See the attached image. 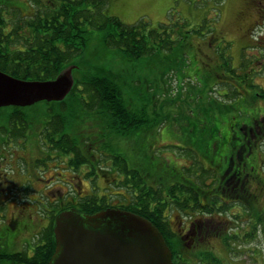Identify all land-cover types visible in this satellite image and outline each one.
Returning a JSON list of instances; mask_svg holds the SVG:
<instances>
[{
	"label": "rangeland",
	"instance_id": "1",
	"mask_svg": "<svg viewBox=\"0 0 264 264\" xmlns=\"http://www.w3.org/2000/svg\"><path fill=\"white\" fill-rule=\"evenodd\" d=\"M52 1L56 5L61 2L0 0V3L5 4L3 14L10 18L12 7H21L27 14L51 6ZM105 12L128 25L140 23L145 34L157 29L161 33L173 34V39H178L180 33L182 35L171 47L160 46V37L155 43L150 38L158 50L139 60H131L118 47L104 43V30L90 26L88 44L72 62L85 65L75 70V77H80L82 72L95 73L105 68L116 72L121 81L132 86L139 81L151 83L158 99L159 117L165 118L158 131L143 134L139 140L116 136L111 144L132 168L142 172L148 183L155 184L161 178L163 183L170 184L174 180L182 181L188 174L199 185L201 182L212 185L214 175L223 173L233 158L228 136L234 130L241 134L243 124L253 121L261 113L258 106H264V103L260 105L261 100L257 101V94L253 99L246 98L247 91L253 96L257 91L264 93V0H108ZM246 78L255 86H249ZM224 82L229 83L228 87ZM147 89V86H141L143 94ZM126 92V97H138L134 92ZM230 92L232 94L228 97ZM216 103L224 106L220 120L215 117ZM149 108L152 112L153 105ZM10 110L0 109V132L4 131L6 114ZM94 116L88 110L85 112L82 127L86 131L83 129L82 134L77 131L78 136L90 138L88 129L90 122L96 119ZM32 131L40 132L39 125H32L26 141L21 134L18 137L10 134L14 146L2 143L6 157L0 155V248L29 254L33 253L43 228L50 223L51 213L46 208L53 209L55 201L61 198L67 204L74 196L93 193L97 189L100 195L108 196L109 192L128 194L125 188H115L110 183L121 176L113 163L111 168L117 171H111L108 180L102 176L99 165H96L98 177L95 180L94 177L87 178V166L77 172L63 169L65 164L51 160L46 168L39 167L38 158L49 161L48 150L45 147L38 149L39 139L29 137L30 133L34 135ZM93 131L101 137L103 129ZM106 151L114 153L110 149ZM234 159L239 166V158L235 156ZM244 162L246 168L249 165L255 168L253 171L248 169L253 176L264 179V140L260 149L256 148L254 154L244 158ZM104 167L107 166L102 165ZM203 167L209 173L203 174ZM78 175L83 183L77 189L80 185ZM108 186L110 189L105 190ZM255 187L252 186V191L257 194L255 204H260L258 208L262 211L263 221L256 235L247 239L237 237L231 240L230 247L225 239L213 242L215 250L228 255L231 264H264V182H255ZM109 200L116 205L126 203L117 195H109ZM229 207L225 214L235 224L230 222L222 228L224 238L229 228L238 225V229H231L230 235H235L236 230L243 233L250 228V222H255L246 221L243 211L242 217H238L237 206ZM241 207L243 210L245 206ZM245 211L249 218L257 216L249 214L247 209ZM174 223H177L176 219L173 222L175 228ZM254 249H257L256 255Z\"/></svg>",
	"mask_w": 264,
	"mask_h": 264
},
{
	"label": "trees",
	"instance_id": "2",
	"mask_svg": "<svg viewBox=\"0 0 264 264\" xmlns=\"http://www.w3.org/2000/svg\"><path fill=\"white\" fill-rule=\"evenodd\" d=\"M51 3V6L46 5L27 14H24L21 7H12L13 13L10 18H6V15L3 14L2 8L5 4L0 3V44L4 42L29 44L27 51H12L16 55L14 60H21L22 65L12 67L5 66V63L0 62V69L23 79H52L63 68L74 62V59L85 49L92 31L90 26L104 30V43L118 47L123 55L131 60H139L145 55L154 54L158 47L152 45L151 42L154 40L155 43V40L159 37L161 38L159 44L163 47L166 45L171 47L182 38L181 33L178 39H173V34L166 31L161 33L157 29H151L149 33L145 34L140 23L128 25L117 17L108 16L105 12L108 0H61L57 5L55 1ZM16 16L18 17L14 21ZM161 26L163 25L161 24ZM5 28H10L7 34ZM150 38H152L151 42ZM0 52H2L1 48ZM82 67H85L84 63L79 64L75 70L82 69ZM166 74L164 72V75ZM245 81H248V78ZM224 84L226 87L229 85L228 82H224ZM248 84L252 87L255 86L249 81ZM144 85L149 89L143 94L141 86ZM126 91L134 92L138 97L131 98L130 95L126 97ZM230 94L232 93L230 92L228 97ZM255 95L253 98L256 97ZM156 96L155 88L151 83L139 81L132 86L125 81H121L116 72L104 68L102 71L95 73L82 72L80 77H75V84L64 100L41 101L24 107L9 106L0 108L11 109L6 114L4 131L0 133V139L4 140H2L3 144L12 141V137L9 135L13 133L16 137L21 134L26 141L32 125L37 124L40 127V132L32 131L34 135L30 133L29 137L36 136L39 139L38 149L45 147L48 150L47 157L49 158V161L38 158L37 164L39 167L46 168L51 160L65 164L64 168L67 169L78 170L81 166L86 165L87 178L90 176L89 178L94 177L93 180H95L98 177L96 165H99L102 176L108 180L110 172L117 171L111 168V163H113L118 168L121 176L118 178L116 175L117 178L110 183L115 188H125L128 192V194L123 192L112 194L109 192V195H117L126 200V203L119 205L112 204L109 195H100L98 189L93 193L74 196L73 200L68 201L67 204H64L60 198L55 201L53 209L46 208L51 213L50 223L43 228L38 236L39 240H36L34 252L29 254L26 251H9L0 248V263L48 264L56 247L55 218L63 210L77 206L79 211L88 214H93L108 207H120L148 218L157 225L165 236L173 252V264H176L177 252L182 250L183 245L180 246V241L170 238L174 232L165 222V212L169 207L176 206L178 209L190 202L186 199L183 201L176 199L179 197L178 193H182L183 189H186L195 197L197 191H192V187H195L198 191H204L205 195L208 196L209 193L205 189L211 187V185L203 182L199 185L187 173L186 178L181 182L174 180L170 184H165L159 178L155 184L148 183L141 174L142 172L132 168L125 157L118 153L111 144L113 137L116 136L127 140H133L134 137L139 140L143 134L159 130L165 122V118L159 117L160 114L156 109L158 101ZM149 105H153L152 112ZM216 108L217 114L215 117L220 120L224 106L216 103ZM87 110L94 114L96 118L94 122H90L91 125L89 124L91 127L88 129L91 133L90 138L81 135L83 129L86 131L82 124ZM242 127V130H245L244 124ZM92 129L97 131L103 129L101 137L96 136L98 133ZM77 131L81 133L80 136H78ZM228 138L232 145L233 158L230 164L233 166L237 163L234 159L235 156L240 161H244V158L255 153L256 148L257 150L260 149L261 141L264 140V132L262 137L256 135V132L253 131V136L248 138L246 144L243 132L239 134L234 130ZM22 146H24V143ZM106 149L113 150L114 153L109 154ZM50 153L51 155H49ZM255 158H257L256 155ZM255 160L258 162L257 159ZM102 165L107 167L102 168ZM230 167L229 165L225 171H228ZM159 168H161V164ZM248 169L253 171L255 168L250 165L247 168L248 182L246 186L242 189L237 187L228 190L229 194L237 195L235 196L238 197L237 200L215 207L217 211L227 213L230 209L229 206L237 202L242 204L243 207L245 206L244 208L251 215L262 212L255 206L257 194L252 191V186L256 188L255 182L263 183L264 179H259L257 175L253 176V173ZM202 172L203 174L209 173V170L203 167ZM214 177L217 176L214 175ZM253 179L257 181H252ZM183 183H189L190 187ZM229 186H233V184ZM109 189L108 186L105 190ZM166 189L171 195H167ZM167 196L170 198L168 201L166 200ZM195 201L198 204L197 208L203 207L204 211L206 210L205 212L213 209L209 204L202 206L196 198ZM214 202L218 204L219 198H215ZM207 203H209L208 200ZM259 221L263 222L260 214L258 215ZM237 237L239 236L226 234L224 239L230 247L231 240ZM247 237H251V234H248ZM208 256H204L206 264Z\"/></svg>",
	"mask_w": 264,
	"mask_h": 264
},
{
	"label": "water",
	"instance_id": "3",
	"mask_svg": "<svg viewBox=\"0 0 264 264\" xmlns=\"http://www.w3.org/2000/svg\"><path fill=\"white\" fill-rule=\"evenodd\" d=\"M76 64L52 79H23L0 69V108L61 101L71 92ZM55 251L48 264H173L172 251L149 219L121 208L93 214L76 208L55 219Z\"/></svg>",
	"mask_w": 264,
	"mask_h": 264
},
{
	"label": "flooded vegetation",
	"instance_id": "4",
	"mask_svg": "<svg viewBox=\"0 0 264 264\" xmlns=\"http://www.w3.org/2000/svg\"><path fill=\"white\" fill-rule=\"evenodd\" d=\"M261 2V1H260ZM6 34L7 31H10V28H5ZM29 44L26 43H1L0 48L2 49V52H0V62L3 64L5 63V66H17L22 65V61L19 59L14 60L16 55L12 52L13 50L16 51H27ZM10 73V72H9ZM258 92V91H257ZM255 92L258 96V100H261L260 105L264 103V93L262 92ZM250 91H247L246 98L250 100V98L253 99V95L250 94ZM254 102V101H253ZM258 109L261 110V113L253 120L249 122L244 123L245 130H242L243 137L245 138V144L248 142V138H251L253 136V131L256 132V135H260L263 137L264 132V106L261 108V106H258ZM243 128V127H242ZM1 133V132H0ZM12 142V141H11ZM10 142V147L14 146ZM2 139H0V155L1 157H6L4 154V151L2 149L3 144ZM19 145V144H16ZM58 166V165H57ZM86 166V165H84ZM81 166L78 170L67 169V170H73L80 172L82 170ZM230 169L228 171H224L223 173H220L219 176L213 178V183L211 187L205 189L209 193L208 196L205 195L204 191H198L195 187H192V191H197L196 196L194 197L193 194L186 191V189H183L182 193H178L179 197L176 199H179L183 201L184 199L190 201L182 208H176V206L169 207L165 212V222L168 224L170 229L174 232L173 236H170L172 240L180 241L181 245H184L185 249L180 250L177 252L176 259H178L180 262H176V264H206L204 256H208L207 264H231V261L228 260V255L224 256L220 254L219 251L215 250V245L213 244L215 239H221L224 241V236L222 235L221 231L222 228L225 227L228 223V225L231 223L235 224L234 221L231 220L229 216H227L222 211H217L215 207L223 206L226 203H231L233 201H236L238 197H235L237 195H231V193H228V190H231L229 188H237L240 187V189L244 188L246 186V183L248 182V172L246 168V163L244 161H240L239 166L237 163H235L233 166L230 164ZM237 166V167H236ZM59 167V166H58ZM64 169V167H63ZM87 172V170H86ZM79 176V175H78ZM80 180V185L77 186L78 188H81V183H83V179H81V176L78 177ZM181 182L180 180H178ZM189 186V183H183ZM233 186H229L232 185ZM190 187V186H189ZM95 188V187H94ZM93 188V189H94ZM2 190L4 188H1ZM167 195H171L168 190L166 189ZM219 198L218 204H215L214 200L215 198ZM174 198V197H173ZM171 198V199H173ZM195 198L201 202L202 206L209 204L210 207H212V210H208L207 212L204 211V208H197V203L195 201ZM166 200H170V198L167 196ZM207 200L209 203H207ZM232 206H237L239 208L237 214L241 216L242 211L246 214L247 218L246 221L250 222V220H255L254 224L250 222V228L243 230V233L241 231H235V235L239 236L240 239H247V234L256 235L258 232V227L261 224V221L258 222V215L261 213L257 212V216H254V219L251 217L249 218L247 215V212L245 211V208L242 210L241 206H243L240 203H234L231 204ZM256 208L259 209L260 204H255ZM77 208V206H75ZM174 217V218H173ZM177 220V223L175 224V228L173 225V222ZM243 221V220H242ZM232 224V225H233ZM230 227V226H229ZM236 229H238V225L233 226ZM226 232L227 234L232 233L231 229ZM243 234V235H241ZM254 254H257V249H254ZM34 252V251H33ZM232 253V250H230V253ZM258 261V259H257ZM235 264V263H234Z\"/></svg>",
	"mask_w": 264,
	"mask_h": 264
}]
</instances>
